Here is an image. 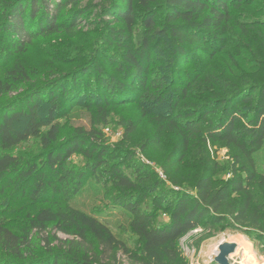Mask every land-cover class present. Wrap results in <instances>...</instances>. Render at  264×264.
Here are the masks:
<instances>
[{
	"label": "trees",
	"instance_id": "16d2710c",
	"mask_svg": "<svg viewBox=\"0 0 264 264\" xmlns=\"http://www.w3.org/2000/svg\"><path fill=\"white\" fill-rule=\"evenodd\" d=\"M255 1L104 0L103 14L122 24L110 28L106 37L108 44L121 50V59L113 60L116 74L105 71L94 61L79 71L90 72L93 82L90 83L89 77L79 85L78 70L43 84L37 74L29 75L19 62L0 75V97L13 93L14 85L30 82L25 94L0 105V195L17 184L22 196L34 205L39 204L27 217L26 227L19 231L0 219V264H120L114 260L118 252L136 258L141 264H183L177 242L206 224L231 220L264 234V202L256 204L253 194L255 188H260L264 201V175L258 174L254 159V153L264 144V80L253 73L236 74L230 66L220 72L205 71V64L194 60L198 52L211 59L222 51L232 31L233 10L250 7ZM77 2L4 0L0 36L8 41L9 53L22 54L32 39L40 35L61 30L71 34L78 16L65 24L58 21V15L64 6ZM138 14L143 37L133 44L131 36ZM158 15L163 18L159 27ZM236 25L244 37L252 38L251 32L256 28L264 35V17L249 27L243 22ZM250 54L264 62V51ZM193 61L194 73L182 71L187 79L176 83L173 72L181 64ZM153 63L163 66L151 77ZM38 80L40 83L35 82ZM47 88L50 91L46 99H41L40 94ZM167 97L171 102H167ZM136 99L158 108L168 105L165 112L153 117L157 124L153 143H158L165 131L171 132L183 156L192 142L204 147L208 143L217 144L233 151L230 176L225 180L214 179L202 161L193 192H189L161 187L162 180L154 178L144 163L133 165L138 172L136 180L123 173L120 164L129 163L134 153L128 152L118 159L116 150L100 140L97 126L107 124L115 104ZM40 100L48 105L45 119L41 116ZM81 100L84 102L80 109L90 113V127H75L66 141L59 142L61 125L57 118L68 113L63 109L64 103L71 108ZM211 114L214 117H209ZM179 118L181 121H177ZM122 124L125 137L136 129L131 120ZM31 139L38 140L47 152L41 164L12 153ZM141 148L145 149V145ZM74 153L86 158L83 169L71 167L70 157ZM87 174L98 178L106 175L113 180L121 193L114 198V204L130 215L129 229L141 243L139 255L132 254L95 217L69 206H40V201L45 202L50 193L80 192ZM147 195H153L156 210L168 214L167 221L157 224L154 213L142 206L141 201ZM50 230L78 241L58 239ZM87 235L97 244L99 252L81 245ZM54 241L60 248L53 246ZM106 253L112 255L104 262L102 255Z\"/></svg>",
	"mask_w": 264,
	"mask_h": 264
},
{
	"label": "rangeland",
	"instance_id": "374dc122",
	"mask_svg": "<svg viewBox=\"0 0 264 264\" xmlns=\"http://www.w3.org/2000/svg\"><path fill=\"white\" fill-rule=\"evenodd\" d=\"M3 1L0 0V16ZM103 4L104 0H78L77 4L71 3L64 6L59 12L58 21L68 24L74 16H78V24L74 31L70 34L61 30L57 34L35 37L22 54H10L7 49L8 41L2 40L0 36V75L14 62H19L29 75L37 74L36 77L40 78L43 84L62 76H69L78 70L76 82L79 85L90 77V72L79 73L80 68L94 61L105 71L116 74L115 61L121 59V50L115 44H108L106 37L110 28H119L122 24L115 22L112 16L103 14L101 10ZM140 16L138 14L137 25L131 36L133 44L143 37ZM263 17L264 0H257L250 7L234 9L232 31L225 48L211 59L202 52L195 53L194 60L205 64V71L215 69L220 72L222 68L230 66L236 74L239 72L253 73L264 80V62L258 61L250 54L256 50L264 51V35L256 28L251 32L252 38L244 37L236 25L237 22H243L249 27L253 21ZM156 19L159 27L163 18L158 15ZM195 61L181 64L178 71L173 72L172 79L176 83L187 79L182 71L194 73L193 63ZM162 66L163 63H153L150 68L151 77L154 71ZM92 78L93 75L90 77V83L93 82ZM35 82L40 83L39 80ZM13 88L14 92L9 96L0 97V105L25 94L30 88V82L18 83ZM49 91L47 88L40 94L41 99H46ZM83 102L84 100H81L76 106L71 105V108L64 103L63 109L68 113L65 117L57 118L61 125L59 142L66 141L75 127H90L89 111L84 108L80 109ZM167 102H171L169 97H167ZM39 105L41 116L45 119L48 105L44 100H40ZM167 107L168 105L164 104L158 108L154 104L138 99L118 103L111 108L107 124L97 126L101 133L100 140L110 149L116 150L115 156L118 159L124 158L128 152L134 153L129 163L120 164L121 171L136 180L138 172L133 165L144 163L150 167L154 178L162 180L161 187L183 188L193 192L194 180L201 169L200 163L204 161L208 172L214 179H227L230 176L229 167L232 163L233 151H228L217 144L212 146L208 143L204 147L202 144L192 142L193 145L183 156L181 148L177 147L176 136L168 131L162 134L158 143H153L157 125L153 117L160 112H165ZM209 117H214V115ZM127 120L136 124L135 131L129 137L124 136V125L122 124ZM177 121H181L180 118ZM142 144L145 145V149L141 148ZM12 153L24 160L35 159L36 162L40 161V164L47 155L46 150L36 139H31L14 148ZM254 159L258 174L264 175V144L254 153ZM85 161L86 158L79 153H74L70 157L71 167L76 170L83 169ZM119 194H121L120 191L110 177L103 175L98 178L87 174L82 180L80 192L68 195L63 192L50 193L45 198V202L40 201V206L52 208L69 206L95 217L107 225L116 239L123 242L132 254L139 255L141 243L129 229L130 215L122 207L114 204V198ZM253 194L255 203L263 204L262 190L255 188ZM152 196L147 195L141 201L142 206L154 213L157 224L167 221L168 214L153 207ZM37 206L39 204L34 205L26 196H22L16 184L15 188L7 189L3 195H0V219L5 221L11 229L19 231L26 227L27 217L35 212ZM50 233L58 239L78 241L73 236L56 233L53 230H50ZM221 242L236 244L234 252L228 258L230 264H264V234L253 230L250 226L236 224L231 220L209 223L192 230L177 242V248L183 264H216L214 257ZM80 243L86 248L92 247L96 253L99 252V247L89 235ZM53 246L60 248V244L55 241ZM63 250L66 251V248ZM111 255L112 253L102 255L103 261L110 260ZM114 260L120 264H141L136 258L121 252L115 254Z\"/></svg>",
	"mask_w": 264,
	"mask_h": 264
},
{
	"label": "water",
	"instance_id": "95a60500",
	"mask_svg": "<svg viewBox=\"0 0 264 264\" xmlns=\"http://www.w3.org/2000/svg\"><path fill=\"white\" fill-rule=\"evenodd\" d=\"M236 244L233 242H221L217 247V253L214 257L216 264H230L229 255L234 252Z\"/></svg>",
	"mask_w": 264,
	"mask_h": 264
},
{
	"label": "bare ground",
	"instance_id": "6f19581e",
	"mask_svg": "<svg viewBox=\"0 0 264 264\" xmlns=\"http://www.w3.org/2000/svg\"><path fill=\"white\" fill-rule=\"evenodd\" d=\"M217 253V252H216Z\"/></svg>",
	"mask_w": 264,
	"mask_h": 264
}]
</instances>
